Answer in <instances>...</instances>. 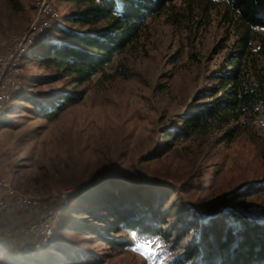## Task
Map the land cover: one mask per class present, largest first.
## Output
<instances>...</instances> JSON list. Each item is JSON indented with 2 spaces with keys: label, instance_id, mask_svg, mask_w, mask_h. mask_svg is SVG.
<instances>
[{
  "label": "rangeland",
  "instance_id": "obj_1",
  "mask_svg": "<svg viewBox=\"0 0 264 264\" xmlns=\"http://www.w3.org/2000/svg\"><path fill=\"white\" fill-rule=\"evenodd\" d=\"M41 2L58 18L51 20L48 37L22 56L16 77L20 89L7 106L10 114L0 117V178L11 182L16 196L31 199L36 206L21 211L8 201L0 214V241L18 253H35L50 229L51 241L65 239L100 259L91 264H163L152 243L130 238V246L114 249L95 240L83 244L81 236L57 231L69 195L78 186L85 188L106 177L140 186L159 181L182 189L190 174L199 188L174 195H181L198 213L213 214L228 205L225 197L230 193L264 182V112L259 109L231 142L216 136L177 141L150 159L154 152H162L166 133L201 103L198 96L223 59L224 52H215L225 38L223 28L213 20L187 36L164 18L149 17L131 48L115 55L103 74L78 85L27 56L46 41L58 42L57 29L70 28L65 17L73 11L72 4L0 0V60L15 54L20 38L39 18ZM119 67L126 76L114 75ZM79 92L82 99L53 118L42 117L35 105L17 98L33 97L50 105L58 94ZM245 206L263 216L264 194H248ZM137 245H151L155 253L151 261L133 251Z\"/></svg>",
  "mask_w": 264,
  "mask_h": 264
},
{
  "label": "trees",
  "instance_id": "obj_2",
  "mask_svg": "<svg viewBox=\"0 0 264 264\" xmlns=\"http://www.w3.org/2000/svg\"><path fill=\"white\" fill-rule=\"evenodd\" d=\"M56 1L73 5L65 17L70 28H58V42L46 41L27 56L78 85L103 74L115 55L131 48L149 17H162L187 36L213 20L223 28L225 38L215 51L224 52L223 59L198 96L201 103L166 133L162 152H154L150 159L177 141L216 136L231 142L259 109L264 112V0ZM119 70L114 75L126 76ZM56 96L50 105L33 97L17 98L35 105L42 117L53 118L78 103L83 93ZM182 182V189H177L159 181L140 186L106 177L85 188L78 186L61 209L57 231L81 236L83 244L95 240L114 249L130 246V238L152 243L163 264H264V215H254L245 206L248 194H264V182L230 193L225 197L228 205L210 215L196 212L181 195H174L199 188L190 174ZM0 255L1 264L100 262L95 254L59 238L32 257L0 241Z\"/></svg>",
  "mask_w": 264,
  "mask_h": 264
},
{
  "label": "built area",
  "instance_id": "obj_3",
  "mask_svg": "<svg viewBox=\"0 0 264 264\" xmlns=\"http://www.w3.org/2000/svg\"><path fill=\"white\" fill-rule=\"evenodd\" d=\"M39 11V18L19 40L17 51L8 59L0 60V117L6 116L7 106L13 99L20 85L16 81V77L21 68V59L26 50L35 44H40V40L48 37L51 27V20L58 18L57 14L51 7L41 2L37 4ZM41 38V39H39ZM13 200L18 210L28 211L36 206V202L25 197L16 196L11 182L8 179L0 178V214L8 207V201ZM34 229L35 226L33 225ZM47 235L40 248L46 247L50 239V229H47ZM34 252H27L26 256L32 257Z\"/></svg>",
  "mask_w": 264,
  "mask_h": 264
},
{
  "label": "snow or ice",
  "instance_id": "obj_4",
  "mask_svg": "<svg viewBox=\"0 0 264 264\" xmlns=\"http://www.w3.org/2000/svg\"><path fill=\"white\" fill-rule=\"evenodd\" d=\"M133 251L149 261L155 256V253L151 252V245H137Z\"/></svg>",
  "mask_w": 264,
  "mask_h": 264
}]
</instances>
